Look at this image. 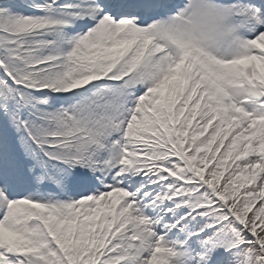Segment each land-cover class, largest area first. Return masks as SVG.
Wrapping results in <instances>:
<instances>
[{
    "label": "snow or ice",
    "instance_id": "1",
    "mask_svg": "<svg viewBox=\"0 0 264 264\" xmlns=\"http://www.w3.org/2000/svg\"><path fill=\"white\" fill-rule=\"evenodd\" d=\"M0 264H264V0H0Z\"/></svg>",
    "mask_w": 264,
    "mask_h": 264
}]
</instances>
